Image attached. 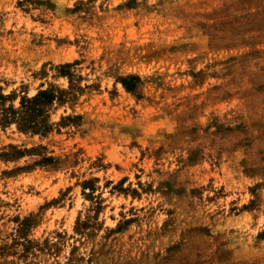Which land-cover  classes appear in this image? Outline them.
<instances>
[{"label":"rangeland","instance_id":"obj_1","mask_svg":"<svg viewBox=\"0 0 264 264\" xmlns=\"http://www.w3.org/2000/svg\"><path fill=\"white\" fill-rule=\"evenodd\" d=\"M42 91L0 264H264V0H0V93Z\"/></svg>","mask_w":264,"mask_h":264},{"label":"trees","instance_id":"obj_2","mask_svg":"<svg viewBox=\"0 0 264 264\" xmlns=\"http://www.w3.org/2000/svg\"><path fill=\"white\" fill-rule=\"evenodd\" d=\"M132 79L140 80L137 76H132ZM123 84L129 91L135 87L134 84L126 81ZM9 99L11 96L0 93V124L6 126L16 123L20 130L32 131L33 133H43L48 130L45 106L53 103L56 99L53 92L42 91L31 98L23 97L19 108H15L13 105L7 106L6 101Z\"/></svg>","mask_w":264,"mask_h":264}]
</instances>
